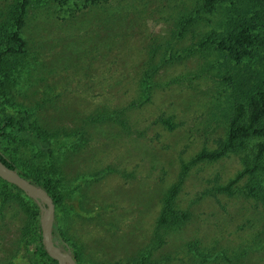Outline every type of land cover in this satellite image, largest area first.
<instances>
[{
	"label": "rangeland",
	"instance_id": "374dc122",
	"mask_svg": "<svg viewBox=\"0 0 264 264\" xmlns=\"http://www.w3.org/2000/svg\"><path fill=\"white\" fill-rule=\"evenodd\" d=\"M15 5L0 0V20ZM239 14L255 39L235 64L200 44ZM19 33L24 54L0 100L58 140L48 152L22 138L2 148L58 187L57 233L80 264H264V201L246 191L264 179L238 177L261 140L190 163L220 147L242 83L264 79L263 6L29 0ZM28 221L16 203L1 210L0 264Z\"/></svg>",
	"mask_w": 264,
	"mask_h": 264
},
{
	"label": "trees",
	"instance_id": "16d2710c",
	"mask_svg": "<svg viewBox=\"0 0 264 264\" xmlns=\"http://www.w3.org/2000/svg\"><path fill=\"white\" fill-rule=\"evenodd\" d=\"M70 0H58L61 5H66ZM84 4L100 5L109 0H79ZM223 0H203V6L212 9L214 5ZM255 4L264 7V0H251ZM29 0H16V5L8 8L6 18L0 21V99L4 98L5 90L11 83L10 77L17 67V61L24 54V41L19 31L24 25L26 6ZM232 23L228 29L215 34L210 32L205 35L201 46H214L217 51L223 54L228 60L240 64L244 59H250L251 47L254 45L252 32L255 29L254 23L248 16L239 14L232 17ZM249 88V89H248ZM240 96L232 103V114L228 119L226 136L220 143V147L212 152L201 151L190 163L198 160H216L228 153H239L248 149V142L251 139H259L260 142L254 145L255 153L252 158V167L249 168L247 156H243L245 169L238 175L244 174L253 176L255 171H260L264 179V79L251 86L246 82L239 88ZM243 92L244 90H247ZM12 138H22L31 142L41 151L48 152L56 145L55 136L49 131L41 128L27 111L14 110L7 103L0 100V160L6 166L15 169L20 176L31 183L42 187L52 198L55 211L61 203L62 195L54 182L45 177L32 175L21 169L12 156L3 151L4 141ZM58 140V138H56ZM243 161V160H242ZM255 182L256 176L252 177ZM263 180L257 182V186L250 181L246 184V191L249 194L264 201ZM233 183V182H232ZM169 198L165 200V207L159 222H166V214L169 213ZM16 203L29 216L28 224L22 229V237L18 242V248H14L7 255L6 264H57L48 257L43 249L40 240L38 224V209L34 202L26 198L15 186L0 179V212L8 204ZM56 220V212H55ZM59 235V234H58ZM60 237V236H59ZM77 264H80L77 257L73 256Z\"/></svg>",
	"mask_w": 264,
	"mask_h": 264
},
{
	"label": "water",
	"instance_id": "95a60500",
	"mask_svg": "<svg viewBox=\"0 0 264 264\" xmlns=\"http://www.w3.org/2000/svg\"><path fill=\"white\" fill-rule=\"evenodd\" d=\"M0 179L15 186L32 200L38 209L40 240L44 251L57 264H77L68 244L59 237L55 225V205L52 198L40 186L23 178L18 172L0 160Z\"/></svg>",
	"mask_w": 264,
	"mask_h": 264
}]
</instances>
